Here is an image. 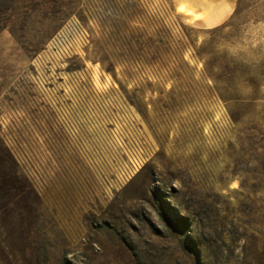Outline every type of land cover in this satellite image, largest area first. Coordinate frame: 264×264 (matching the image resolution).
<instances>
[{"label":"rangeland","instance_id":"rangeland-1","mask_svg":"<svg viewBox=\"0 0 264 264\" xmlns=\"http://www.w3.org/2000/svg\"><path fill=\"white\" fill-rule=\"evenodd\" d=\"M0 264H264V0H0Z\"/></svg>","mask_w":264,"mask_h":264},{"label":"bare ground","instance_id":"bare-ground-1","mask_svg":"<svg viewBox=\"0 0 264 264\" xmlns=\"http://www.w3.org/2000/svg\"><path fill=\"white\" fill-rule=\"evenodd\" d=\"M179 11L184 12L186 14H193L194 13V9L187 7V6H184V5L179 7Z\"/></svg>","mask_w":264,"mask_h":264}]
</instances>
